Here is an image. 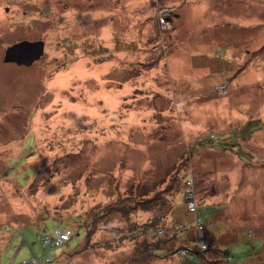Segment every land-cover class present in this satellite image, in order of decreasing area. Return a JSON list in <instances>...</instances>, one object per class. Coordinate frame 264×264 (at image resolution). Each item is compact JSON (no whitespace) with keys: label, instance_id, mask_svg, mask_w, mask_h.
Returning a JSON list of instances; mask_svg holds the SVG:
<instances>
[{"label":"rangeland","instance_id":"rangeland-1","mask_svg":"<svg viewBox=\"0 0 264 264\" xmlns=\"http://www.w3.org/2000/svg\"><path fill=\"white\" fill-rule=\"evenodd\" d=\"M33 254L264 264V0H0V264Z\"/></svg>","mask_w":264,"mask_h":264},{"label":"water","instance_id":"water-1","mask_svg":"<svg viewBox=\"0 0 264 264\" xmlns=\"http://www.w3.org/2000/svg\"><path fill=\"white\" fill-rule=\"evenodd\" d=\"M44 52L45 41L23 40L9 46L6 49L4 61L22 65H32L36 60L40 59L44 55ZM26 261H32V258Z\"/></svg>","mask_w":264,"mask_h":264},{"label":"built area","instance_id":"built-area-1","mask_svg":"<svg viewBox=\"0 0 264 264\" xmlns=\"http://www.w3.org/2000/svg\"><path fill=\"white\" fill-rule=\"evenodd\" d=\"M190 205L193 202L189 203ZM195 209V207H194ZM71 238V230L64 227L63 224H60L56 229H55V237H51L48 234L44 233L42 234V243L44 246H47L49 244L51 245H57V246H62L64 245L69 239ZM25 240V238H24ZM184 252V251H183ZM185 253V252H184ZM52 260V257L46 258V262H49ZM32 261L34 264H45L42 259H38L36 255L33 254ZM28 261H24L22 263H27ZM10 264H15L14 261H12Z\"/></svg>","mask_w":264,"mask_h":264},{"label":"trees","instance_id":"trees-1","mask_svg":"<svg viewBox=\"0 0 264 264\" xmlns=\"http://www.w3.org/2000/svg\"><path fill=\"white\" fill-rule=\"evenodd\" d=\"M256 124V123H255ZM254 126V125H253ZM252 126V128H254ZM254 129H251V131H253ZM209 142H211L210 140H209ZM140 202H141V200H139ZM128 211L130 210V208H128L127 209ZM61 223V222H60ZM143 227V230L144 231H149V230H151V231H154V228H153V226H151V225H144V226H142ZM67 228V227H66ZM68 229H70V228H68ZM71 230V237L73 236V232H72V229H70ZM155 232H156V229H155ZM153 233V232H152ZM154 234V233H153ZM155 234H157V233H155ZM71 239V238H70ZM249 240H254V239H250L249 238ZM69 242V240L65 243V244H67ZM254 242L256 243V244H258V245H255L254 247H253V249H255V248H258V246H259V242H257V241H255L254 240ZM145 244H148V245H153L154 247H158V245L159 244H152L151 242H146ZM207 246H206V248L203 246V245H201V244H197V245H194V246H189V247H182V251H184L185 253H187L186 255H190V256H192V257H196V255H198L199 256V258H200V256H201V254H200V252H204V251H206L207 252V250H208V248H209V245L208 244H206ZM230 246H236V245H230ZM230 246H228V248L227 249H229V247ZM226 253V258L227 257H229V258H231L232 256H230V254L228 253V251H226L225 252ZM145 257V255H143V258ZM217 260H219V259H217Z\"/></svg>","mask_w":264,"mask_h":264},{"label":"crops","instance_id":"crops-1","mask_svg":"<svg viewBox=\"0 0 264 264\" xmlns=\"http://www.w3.org/2000/svg\"><path fill=\"white\" fill-rule=\"evenodd\" d=\"M8 237H9V236H8ZM229 246H230V245H229ZM9 262H10V260L7 261L8 264H10Z\"/></svg>","mask_w":264,"mask_h":264},{"label":"clouds","instance_id":"clouds-1","mask_svg":"<svg viewBox=\"0 0 264 264\" xmlns=\"http://www.w3.org/2000/svg\"><path fill=\"white\" fill-rule=\"evenodd\" d=\"M60 224H63V223H60ZM45 233V232H44ZM43 234V233H42ZM24 238H25V236H24ZM24 240V239H23ZM15 263V262H14Z\"/></svg>","mask_w":264,"mask_h":264},{"label":"flooded vegetation","instance_id":"flooded-vegetation-1","mask_svg":"<svg viewBox=\"0 0 264 264\" xmlns=\"http://www.w3.org/2000/svg\"><path fill=\"white\" fill-rule=\"evenodd\" d=\"M12 261H14V260H12ZM15 262V261H14Z\"/></svg>","mask_w":264,"mask_h":264}]
</instances>
